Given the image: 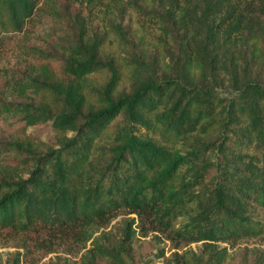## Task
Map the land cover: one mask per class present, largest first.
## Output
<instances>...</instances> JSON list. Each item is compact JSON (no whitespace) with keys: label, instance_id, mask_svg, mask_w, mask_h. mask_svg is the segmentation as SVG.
Here are the masks:
<instances>
[{"label":"trees","instance_id":"trees-1","mask_svg":"<svg viewBox=\"0 0 264 264\" xmlns=\"http://www.w3.org/2000/svg\"><path fill=\"white\" fill-rule=\"evenodd\" d=\"M96 6L0 0V43L41 17L68 37L19 45L31 68L0 74L21 97L0 99V230L81 243L80 264H141L145 230L171 245L153 236L161 264H264L229 253L264 240V0H110L100 20ZM42 124L48 140L27 132Z\"/></svg>","mask_w":264,"mask_h":264},{"label":"rangeland","instance_id":"rangeland-1","mask_svg":"<svg viewBox=\"0 0 264 264\" xmlns=\"http://www.w3.org/2000/svg\"><path fill=\"white\" fill-rule=\"evenodd\" d=\"M95 1L97 2V6L94 12L99 13L98 19L100 20L103 18H101V13L106 9L110 0ZM80 8L85 10L90 7L84 3V6H80ZM127 12L126 10H121L120 13L115 11L110 19L111 22L113 20L120 22L123 25V31L126 33L130 32V28L134 29L137 25L133 21L134 16H129ZM34 30L36 31L31 32ZM25 34V37L22 34H15L11 40L0 43V74H12V72L13 74H19L21 71L31 68L32 61L23 58L18 53L19 45L41 43L43 40H46V34L56 37L61 44L68 42L67 32L62 30L55 22L44 17L39 18L35 28L27 27ZM0 99L7 102H16L20 101L21 97L14 94L12 89L6 87L3 79L0 78ZM27 132L33 135L38 134L42 140H48L53 135L51 128L47 124L39 125L34 129L28 128ZM10 134H12V130L8 128L7 124L2 123L0 119V140H8ZM133 216L121 213L105 228V231L111 230L113 233L117 232V229L120 230L121 228V222ZM143 233H145V236H138L134 241V258L143 262L146 260V263L149 264H161V260L155 259L157 250L153 236L157 235L161 239V242H158L157 245L160 248H165L168 253H170V243L165 240L164 235L161 233L149 230H145ZM220 245L222 247L227 246L226 244ZM81 247V243L78 244L67 238L56 239L48 238L44 235H23L10 230H0V264H6L9 255L13 252L21 253L20 259L22 264H80V257L86 251L85 249L81 250ZM189 247L195 249L196 245L193 244L186 248ZM229 253L232 255L231 261H234V263L252 261L254 257L259 258L258 256L261 254L264 255V240H239L234 243L232 248H229ZM261 260L264 261V258Z\"/></svg>","mask_w":264,"mask_h":264}]
</instances>
